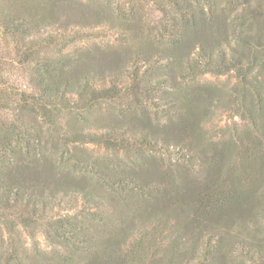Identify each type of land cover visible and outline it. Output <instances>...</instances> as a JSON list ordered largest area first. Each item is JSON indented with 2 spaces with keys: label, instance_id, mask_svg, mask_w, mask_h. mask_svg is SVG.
Instances as JSON below:
<instances>
[{
  "label": "trees",
  "instance_id": "obj_1",
  "mask_svg": "<svg viewBox=\"0 0 264 264\" xmlns=\"http://www.w3.org/2000/svg\"><path fill=\"white\" fill-rule=\"evenodd\" d=\"M3 1L0 264H264V0Z\"/></svg>",
  "mask_w": 264,
  "mask_h": 264
},
{
  "label": "rangeland",
  "instance_id": "obj_2",
  "mask_svg": "<svg viewBox=\"0 0 264 264\" xmlns=\"http://www.w3.org/2000/svg\"><path fill=\"white\" fill-rule=\"evenodd\" d=\"M1 1V0H0ZM69 2L72 5H79L80 3H85V2H89L88 0H69ZM7 3L5 1L0 2V7L2 10L5 9ZM71 5V7H72ZM73 29H79V31L81 32L80 35L83 36V38H81L80 40H76L74 44H72L68 50L70 51L71 49H73L74 45L76 44L77 48H83L84 46L88 45L90 46V43H95L98 42V44L100 46H104L106 47V44L109 45H113L116 43V37L117 34L114 30H108L107 28H103V27H99L96 29H92V28H80V27H73ZM52 30L51 28H48V31ZM99 32L98 35L95 37L94 32ZM103 31L107 32V36L103 37L100 36V33H103ZM88 34V35H87ZM90 35V36H89ZM199 81L202 83L205 82H212L215 84H222L223 82H229L234 83L236 81V76L234 75V73L230 74V75H216L213 73H206L202 76L199 77ZM237 125L238 128H242L243 127V122L242 119L236 115L234 112L225 109L224 107L221 108L219 107L216 112L214 113V115L211 118L210 122H207L204 127L205 130L210 132L211 135L215 136V138L220 139L222 137V132L225 130L229 129H233L234 126ZM228 136V135H227ZM81 205V200L78 201V203L76 204L77 207H80ZM67 211L66 209L63 210V212ZM23 243L25 248L28 250L29 253H32L34 250V242L36 241L37 243L40 244V247L42 249H49L50 247L48 246V242L46 240L45 235L41 232L36 234L35 237V241L33 239V237L27 232H24L23 234ZM35 242V243H36Z\"/></svg>",
  "mask_w": 264,
  "mask_h": 264
}]
</instances>
